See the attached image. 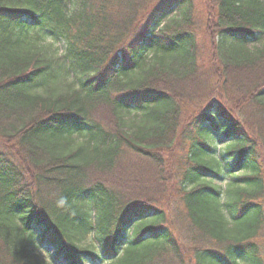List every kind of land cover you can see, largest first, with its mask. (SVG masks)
Instances as JSON below:
<instances>
[{
    "label": "trees",
    "instance_id": "obj_1",
    "mask_svg": "<svg viewBox=\"0 0 264 264\" xmlns=\"http://www.w3.org/2000/svg\"><path fill=\"white\" fill-rule=\"evenodd\" d=\"M263 238L264 0H0V264H264Z\"/></svg>",
    "mask_w": 264,
    "mask_h": 264
},
{
    "label": "rangeland",
    "instance_id": "obj_2",
    "mask_svg": "<svg viewBox=\"0 0 264 264\" xmlns=\"http://www.w3.org/2000/svg\"><path fill=\"white\" fill-rule=\"evenodd\" d=\"M197 9H200V7L197 5ZM57 48L59 52L60 50V44L58 42L54 43V49ZM69 78V83L73 85L74 88H79V79L77 77H73L70 75ZM183 141V137L179 138L178 144L177 141L172 148L171 152L173 157L176 158L179 156H184L185 155V141ZM227 141H229L227 138L219 136L217 137L214 141L211 142L212 147H215L216 149V155H224L223 152L225 150L224 146L226 145ZM183 148V149H182ZM183 150V151H182ZM224 184V183H223ZM182 228H185V222L182 221ZM261 247V250L264 249V238L259 240L258 243ZM89 245H94L96 247L94 240L92 237L88 238L84 243L83 246L87 247ZM263 252V251H262ZM33 256H36L37 259L35 261L42 263V264H66L61 257L55 256V249L51 248L50 246H45V247H39L36 249L35 252H33ZM263 260H264V255H263ZM78 264H104L98 260H93L90 257L83 256L82 259ZM186 264H194V262H191L190 258H187V263Z\"/></svg>",
    "mask_w": 264,
    "mask_h": 264
}]
</instances>
